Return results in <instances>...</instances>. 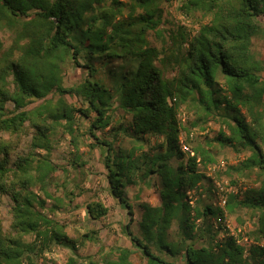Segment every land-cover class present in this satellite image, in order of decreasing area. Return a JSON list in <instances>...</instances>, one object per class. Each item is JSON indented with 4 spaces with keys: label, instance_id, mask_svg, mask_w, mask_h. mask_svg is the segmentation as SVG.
<instances>
[{
    "label": "trees",
    "instance_id": "16d2710c",
    "mask_svg": "<svg viewBox=\"0 0 264 264\" xmlns=\"http://www.w3.org/2000/svg\"><path fill=\"white\" fill-rule=\"evenodd\" d=\"M170 1L0 0V26L14 33L9 45L0 37V133L15 138L33 131V150L16 168L10 165L12 140L0 139V192L13 201L9 229L0 213V264H44L38 260L55 245L74 252L67 264H132L137 251L146 264H264V63L253 48L263 30L264 0H181L195 32L173 30L172 45L160 48L147 32L160 29L163 4ZM69 64L83 68V76L67 85ZM119 111L123 120L115 125ZM212 121L220 129L210 143L250 152L231 170L238 177L257 170L260 182L234 179L239 186L224 192V207L203 199L207 175L200 165L216 162L210 146L191 147L187 140L192 126ZM59 130L71 137L75 169L87 164L82 136L93 138L89 149L102 151L108 190L126 210L122 230L133 247L100 249L99 257L79 260L81 242L43 211L46 199L31 189L32 171L44 185L57 165L35 150L50 154ZM111 132L113 140L130 136L133 147L116 151ZM150 178L161 202L141 204L137 233L126 189L150 186ZM239 208L252 212L253 223L237 236L225 220ZM109 210L100 198L86 203L96 220ZM83 238L97 242L98 231Z\"/></svg>",
    "mask_w": 264,
    "mask_h": 264
},
{
    "label": "rangeland",
    "instance_id": "374dc122",
    "mask_svg": "<svg viewBox=\"0 0 264 264\" xmlns=\"http://www.w3.org/2000/svg\"><path fill=\"white\" fill-rule=\"evenodd\" d=\"M180 4L181 0H171L163 4L164 11L160 29L158 31L150 29L147 32V37L152 45L160 48L165 47V45L166 47L171 46L172 41L170 35L173 30L183 29L189 33L195 32L197 24L181 13ZM13 34L6 27L0 26V37L6 45L12 42ZM253 48L264 63V16L263 30L254 38ZM170 68V66L165 68L167 75H173V70ZM65 72V83L67 85L79 81L83 76V68L79 66L66 65ZM69 99L71 101L74 100L73 98ZM38 103L36 101L31 106ZM8 105L12 108L13 102H9ZM186 111V109L181 111V120L185 117ZM119 116H122L121 111L116 114L115 125H118L123 120L119 119ZM191 118V120H194L195 116L192 115ZM83 122L81 127L85 129L87 120H83ZM191 129L192 134L187 139L189 145L191 147L198 146L199 144L209 145L212 153L216 157L215 163L209 164L208 166L200 165V168L207 175V178L202 182L204 201L222 206L221 198L224 192L235 190L239 186V184L237 186L234 184V179H239L240 184L244 182L251 186L259 185L257 170H254L253 175L250 177H238L230 168L231 165H238L240 161L249 155V151L236 153L228 146H222L217 142L210 143L208 137H214L220 129L218 122L212 121L206 128L198 124L197 126H192ZM32 134V129L15 138L8 134L0 133V139L12 140L14 147L10 151V165L13 168L17 167L20 156H25L33 150L31 147ZM107 135L109 139L113 140L112 132ZM91 140L93 138L89 136L84 135L81 137L82 144L80 151L83 153V158L87 164L75 169L70 164L72 157H74L71 137L69 134L59 130L53 136L54 148L50 154H47L43 149L35 150L38 158L44 157V155L47 156L51 159L52 163L57 165V168L54 169L51 175L46 177L44 185L39 178L40 173L36 170L32 171L34 182L31 185V189L40 193L41 197L46 199V207L43 211L52 219L64 224L66 232L81 242L79 256L77 257L79 260H83L89 254L99 257L101 253L100 249L105 253L118 246L133 247L130 239L122 230L128 221L126 210L110 194L106 179L107 168L104 164V155L99 148L89 149L88 143ZM113 141L116 151L118 149L130 150L133 147L132 139L128 135L121 134ZM150 180L153 183L150 186L144 185L141 188V185L135 184L126 189L134 203L135 222L133 223V228L137 233L139 232L138 222L141 219L143 211L141 204L150 203L152 205H158L161 202L157 182L154 184V178H150ZM135 194L139 195L137 200L134 198ZM97 198L103 200L110 208L109 213L99 220L93 219L86 211L87 201ZM12 203L10 194L0 192V213L5 229H9L12 220L10 212ZM252 215V212L246 208H239L231 213L228 212L225 222L230 233L239 236V232L242 233L244 228H249L253 223ZM93 230L98 231V241L91 242L86 239L84 240L83 234ZM177 231V224L175 223L169 230L170 236L175 238ZM27 239H32V236H27ZM72 255H74L72 250L55 245L50 251L43 254V258H40L38 261L44 264H67L69 257ZM131 259L132 264H146V258L139 251L134 253Z\"/></svg>",
    "mask_w": 264,
    "mask_h": 264
},
{
    "label": "built area",
    "instance_id": "2783aa9c",
    "mask_svg": "<svg viewBox=\"0 0 264 264\" xmlns=\"http://www.w3.org/2000/svg\"><path fill=\"white\" fill-rule=\"evenodd\" d=\"M183 146H184V149H186L187 151H191V148L188 146V145H186V144H184L183 143ZM192 152V151H191ZM225 203H226V198L223 196L222 198H221V204H222V206H224L225 205ZM226 221V220H225ZM262 246H264V240L260 243Z\"/></svg>",
    "mask_w": 264,
    "mask_h": 264
}]
</instances>
